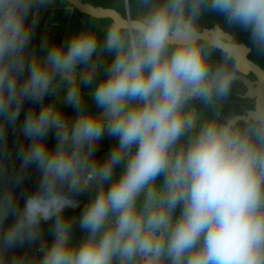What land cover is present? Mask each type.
Instances as JSON below:
<instances>
[{"label":"clouds","instance_id":"clouds-1","mask_svg":"<svg viewBox=\"0 0 264 264\" xmlns=\"http://www.w3.org/2000/svg\"><path fill=\"white\" fill-rule=\"evenodd\" d=\"M55 2L0 0V264H264V0H62L88 20L38 53Z\"/></svg>","mask_w":264,"mask_h":264},{"label":"crops","instance_id":"crops-1","mask_svg":"<svg viewBox=\"0 0 264 264\" xmlns=\"http://www.w3.org/2000/svg\"><path fill=\"white\" fill-rule=\"evenodd\" d=\"M84 1L89 2L96 6H103V7H107L109 4L112 3V0H84ZM64 8H65V4L62 3V0H56V2L53 5H50L46 10H41L40 22L34 34L31 45V47L36 49L38 53L40 52V43L45 37H47L50 42H57V43L62 42L68 34L82 28L85 25L86 21L88 20L87 15L79 13L76 9L71 14H68L65 12ZM83 91L87 93L88 91H90V89L85 88L83 89ZM85 100L89 108L94 107L91 103L90 98L86 96ZM31 106L32 105L29 102H26L24 104V108L22 110L20 120L18 121V125L23 122L24 114ZM64 112L69 118H74V116L76 115L74 110L69 106L64 107ZM7 136H8V141H7L8 148L12 153V157H13L12 161L9 162V167H11L12 164H15V166L18 168L19 160L16 159V155H15L16 144H17L16 137L17 136L19 137L20 143H26V141L19 132L13 133L11 127H9L7 130ZM48 143L50 146L54 145L55 141L52 136L48 138ZM113 143H115L114 140L105 137L104 140L99 145V151L97 153L98 157L102 158L108 152L110 146ZM116 171L117 173H119L121 169L117 168ZM37 180H38V174L36 173L35 169H29L26 174V179L24 180V183L21 185L20 188L14 189V192L18 194L17 199L19 200V203L21 205L23 204L21 192L22 191L30 192L34 190ZM77 199L81 201V208H78L76 210L69 209L67 210L66 215L79 216V213L84 203H86L87 200L89 199V194L86 193L78 197ZM11 222H12V218L9 217L7 223L10 224ZM48 227H49L48 224L44 225V232H45V238L50 243L52 237L47 235ZM74 230L77 233L76 238L79 239L82 236V233L80 232L78 227L75 228ZM16 251L25 252V251H29V249L27 248L17 249ZM30 251L35 253V247H33ZM35 254L36 257L39 258V253H35ZM11 255H13L12 252L9 253V256Z\"/></svg>","mask_w":264,"mask_h":264},{"label":"water","instance_id":"water-1","mask_svg":"<svg viewBox=\"0 0 264 264\" xmlns=\"http://www.w3.org/2000/svg\"><path fill=\"white\" fill-rule=\"evenodd\" d=\"M84 2L85 3H89V2H86V1H84ZM76 10L79 13H81V14H85L84 12L80 11L79 9H76ZM108 10H109L108 7H103V6H97V8H96V11L100 12V14H102V15H105V16L113 15V13L109 12ZM250 59H252L251 58V55H250ZM252 60H254V59H252ZM247 79L249 81H251L253 85L256 84V82H257L258 79H264V65L258 63V66L252 68L249 71V73L247 75ZM261 90H264V88H262ZM15 195H16V197L18 196V194H16V193H15Z\"/></svg>","mask_w":264,"mask_h":264},{"label":"trees","instance_id":"trees-1","mask_svg":"<svg viewBox=\"0 0 264 264\" xmlns=\"http://www.w3.org/2000/svg\"><path fill=\"white\" fill-rule=\"evenodd\" d=\"M218 19H219L218 17L210 16V17L207 18V20L205 22H206V24L211 25L213 22H215ZM241 39L246 42L247 41V36L245 34L241 33ZM253 58L255 60H257L258 62H261V60L263 59V58H258L255 55H254Z\"/></svg>","mask_w":264,"mask_h":264},{"label":"flooded vegetation","instance_id":"flooded-vegetation-1","mask_svg":"<svg viewBox=\"0 0 264 264\" xmlns=\"http://www.w3.org/2000/svg\"><path fill=\"white\" fill-rule=\"evenodd\" d=\"M253 57H254V55H253V54H251V58H252V59H254ZM254 60H255V59H254ZM263 60H264V58L261 60V62H258L257 60H255V61H256V62H258V63H260V64H262V65H264V63H262V62H263Z\"/></svg>","mask_w":264,"mask_h":264},{"label":"built area","instance_id":"built-area-1","mask_svg":"<svg viewBox=\"0 0 264 264\" xmlns=\"http://www.w3.org/2000/svg\"><path fill=\"white\" fill-rule=\"evenodd\" d=\"M21 114H22V112H21ZM74 234H75V238H76V235H77V233H76V231L74 230Z\"/></svg>","mask_w":264,"mask_h":264},{"label":"rangeland","instance_id":"rangeland-1","mask_svg":"<svg viewBox=\"0 0 264 264\" xmlns=\"http://www.w3.org/2000/svg\"><path fill=\"white\" fill-rule=\"evenodd\" d=\"M262 63H264V60H263V62Z\"/></svg>","mask_w":264,"mask_h":264}]
</instances>
